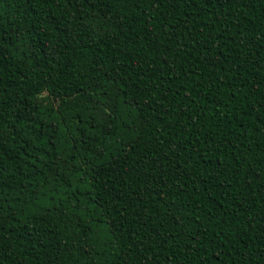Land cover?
Masks as SVG:
<instances>
[{
	"label": "trees",
	"instance_id": "1",
	"mask_svg": "<svg viewBox=\"0 0 264 264\" xmlns=\"http://www.w3.org/2000/svg\"><path fill=\"white\" fill-rule=\"evenodd\" d=\"M0 264H264V0H0Z\"/></svg>",
	"mask_w": 264,
	"mask_h": 264
}]
</instances>
